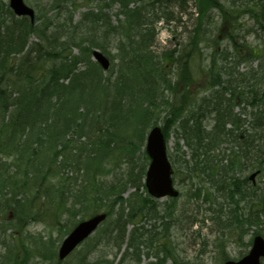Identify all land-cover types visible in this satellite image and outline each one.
I'll return each mask as SVG.
<instances>
[{
	"label": "trees",
	"instance_id": "1",
	"mask_svg": "<svg viewBox=\"0 0 264 264\" xmlns=\"http://www.w3.org/2000/svg\"><path fill=\"white\" fill-rule=\"evenodd\" d=\"M57 1L59 8L62 2L75 3L79 0ZM133 1L119 0L124 20L117 21L116 25H112L106 15H97L105 7L97 9L96 14L89 10L82 18L83 22L90 23L92 27L102 23L109 29L108 37L114 35L111 37L115 53L110 58L108 77L103 76L100 67L91 60L90 54L92 48L105 54L103 47L106 43L109 44L107 40L111 39L106 38L104 44L97 43L94 38L67 31V21L64 24L58 23L54 32L50 33L48 29L53 27L52 25L44 24L36 28L41 42L40 38L35 36L37 41L31 42V47L27 39L35 30L29 22L20 23L18 29L14 28L15 33L6 40L0 36V189L12 186L15 190L26 193L25 189L33 181L42 182L44 178V182L51 188L52 180L56 179L60 192L51 198V202L55 207L54 215L58 223L61 222L62 215L74 216L83 209L90 214L99 213L105 207L103 202H109L111 197L115 205L119 204L127 186H134L139 179H143L145 168H141L132 178L127 176L131 179V184L122 174L108 175L106 179L109 180H99V177L108 174L105 166L116 169L124 159L132 158L135 151L144 147L147 130L156 126L152 122L153 117L160 108L165 110L169 106L162 93H176L175 97L177 96L175 82L184 85L185 92L181 99L176 97L180 104H171L172 111L168 113L170 120L162 128L166 140L169 138L168 127L179 117L176 109L178 112L184 105L187 107L186 115L192 121L183 120L178 129L192 151L190 178L204 176L207 183L216 191L225 192V196L236 205L243 198L240 195L235 200L234 193H238L240 182L234 178L233 173L224 168H221L219 173H214L211 162H204L203 165L200 158L204 156L211 159L212 156L208 155L210 149L225 135L224 127L218 124L222 114H213L216 125L212 132L206 131L202 120L206 115H212V110L208 109L209 105L215 108L223 92L232 85L231 78L234 76H237L236 79L241 85L250 82L243 92L234 91L235 99L239 97L241 101H250L252 107L259 103L264 105V71L235 75L231 71L236 65L253 60H258L259 67L264 65V37L258 44H252L246 39L245 33L240 34L242 28L239 25L242 16L246 15L258 26L259 32L264 34V0H195L198 18L193 24V30L189 32L191 35L186 43H178L174 50L165 53L161 63L153 47L156 37L155 25L158 21H173L165 15L171 5L170 0H136L140 6L130 8ZM81 2L85 5L90 1ZM150 6L151 14L146 12ZM212 8L218 10L220 19L223 18L215 30L225 35L229 48L213 52L205 66L208 73L203 77L207 78L208 99H194L197 97L194 95L191 104L187 88L195 78L193 70L189 72V67L196 56L200 55L199 45L207 35L204 24L210 17L208 13ZM72 42H77L79 52L76 55H72ZM26 46V52L21 55L17 64L19 54ZM219 57L223 60L220 61ZM173 59L181 64L175 79L166 73L164 66L165 62L171 66ZM228 61L231 67L225 64ZM81 62H84L86 67L79 71ZM202 72H205L204 69ZM29 79L35 80L37 84L32 85ZM222 84H226V88L221 87ZM216 87L220 89H215ZM14 90H17V94L12 97ZM9 99L13 105L9 104ZM9 110H14L13 115L5 120ZM249 117L250 130L244 131V144L233 157L238 163L240 159L244 160L245 153L262 151L264 148V144H256L264 142V110H252ZM234 119L232 122L236 124V129H239V117ZM36 144L40 146L37 148ZM141 155L145 159L144 150H141ZM262 155L263 153L260 159ZM260 159L255 163L245 161L246 168H249L245 170L254 169L256 164H260ZM18 166L23 176L20 185H17L16 174L10 175V169ZM22 166L27 171L23 170ZM70 182L74 183V187L69 186ZM199 192L198 189L196 197H199ZM35 200V196L31 197L29 206L17 203L13 218H21V215H24L26 219L36 220L39 212L32 210ZM70 200L73 201L69 203ZM140 200L144 199L137 201ZM83 204L90 206L83 208ZM10 205L5 197H0V214ZM144 209H147V212H143ZM138 211L147 217L156 214V207L149 200L146 205L138 206ZM106 214L108 218L109 213ZM162 214L161 222L162 226H165L163 218L169 217L170 214L166 210ZM247 215L251 220H247V225H260L262 222L250 213ZM230 221L237 223L239 218L232 216ZM3 222L6 224L4 220ZM114 224L117 228L122 227L121 215L114 220ZM162 229L159 234L150 233L145 244L151 246L153 242L165 239L168 229ZM7 236L5 229H1L0 240H5ZM118 237L122 238L123 235L119 233ZM138 237L136 229L129 241L131 246ZM141 239L143 238L138 241ZM46 255L54 256V253L49 250ZM8 257L7 253L5 260ZM12 257L13 264L25 262L24 259L20 260L15 252ZM167 258H170V255L164 251L159 264H163ZM84 263H88L86 258L78 262ZM56 264L62 262L57 260Z\"/></svg>",
	"mask_w": 264,
	"mask_h": 264
},
{
	"label": "rangeland",
	"instance_id": "2",
	"mask_svg": "<svg viewBox=\"0 0 264 264\" xmlns=\"http://www.w3.org/2000/svg\"><path fill=\"white\" fill-rule=\"evenodd\" d=\"M1 1L4 6L5 4L8 5V0ZM88 1L90 2L85 5L81 0L75 3L70 1L62 2L58 8L59 2L57 0H24V2L32 7L37 14L35 24L32 25L35 31H33V34L27 39L30 43V47L32 45L31 42L37 40L35 37L38 36L36 28L44 24L52 25L53 27L50 26L48 29V33H50L54 32L58 23L64 24L67 21V25L65 26V30L67 31H75L76 33H81L83 37L94 38L97 43L104 44L106 38L111 39L107 40L109 44L106 43L105 47H103L105 56L110 60L115 50L112 49L113 37H108V27L104 26L102 23L92 27L90 23L83 22L82 18L89 10L95 13L100 7H105L103 10H100L97 15H106L110 19L111 24L116 25L117 21L124 20L122 7L119 4V0ZM194 5V1L193 3L185 2L182 8L179 6L173 8L172 16L175 20L177 18L180 19L179 22L169 21L165 23L164 21H158L156 23V37L153 47L156 56L160 57L159 62L162 61L165 53L176 48L178 42L182 40L183 44L186 43V38L189 32L193 30V24L198 18V14L194 12ZM137 6H140V3L134 0L129 7L134 8ZM3 8L4 14L2 25L0 26V36L6 40L8 36L15 33L14 28L18 29V25L22 22L11 15L5 7ZM228 11L230 12V10H226V12ZM146 12L151 13L148 8ZM209 14L210 17L206 24H204V30L207 35L203 43L199 45V50H201L200 55L196 56V59H199L197 61L195 59L189 67V72L193 70L195 78V83L193 82L187 88L188 92H190V98L188 99L191 101V104L193 103L194 95L197 96V98H207L209 94V90H206L208 89V83L206 82L207 78L203 77V75L208 73L205 66L208 64L213 52L229 48V41L226 39L225 35L215 30L217 24L221 23L223 18L220 19V14L215 8H212L208 15ZM228 19L229 18H227V21ZM209 22L210 25H208ZM239 25L242 28L240 34L242 35L245 33L247 35L246 39L252 44H258V41L264 37V34L259 32L258 26L246 15L242 16ZM254 32H256V34ZM71 46L72 55L78 54L77 42H72ZM93 49L95 48H92L91 52ZM161 52L164 53L161 54ZM36 55L38 56L37 53ZM20 57L21 54H19V59L16 61L17 64L20 61ZM221 60L223 59L220 58V61ZM166 63L167 62L164 63L166 73H168L172 79H175L176 72L181 64L176 63L174 59L172 60L171 66L166 65ZM225 64L231 67L230 61ZM85 67L86 64L81 62L78 67L79 71L83 70ZM258 67V60H253L250 63H240L232 68L231 71L235 75L236 73L241 74L249 70H255ZM202 69H204V73ZM101 72L103 76L108 77L110 69L106 72L101 69ZM236 77L237 76L231 78L232 85L224 93L226 100L234 97V91L238 90L243 92L246 90L245 87L248 86L246 83H242V86L240 82L237 81L238 79H236ZM176 83L177 82H175V86L178 89L176 97L181 99L185 92L183 91V87L185 86ZM221 87L226 88V84H222ZM215 89L220 88L216 87ZM16 94L17 90H14L12 97H15ZM175 95L176 93H168L165 91L162 93V97L165 98L169 106L166 107L165 110L160 108L152 119V122L161 128L166 126V123L170 120L168 113L172 111L171 104H180V101L176 99ZM9 104L13 105L10 99ZM185 108L187 107L183 105L180 110L178 109V112L176 109V114H178L179 117L175 123L168 127V157L174 169V187L179 191V197L176 200H171L170 198H162L159 200L152 199L144 189L143 179H139L136 185L127 186L119 204L115 205L113 203V197L109 199V202H103L105 207L101 209L100 212L109 213V217L98 228L97 232L81 244L70 257L62 261V264H78V262L84 258L88 261V263L84 264H159V261L162 260L161 257L164 251L167 252V255H170V258H167L163 264H223V262L228 259L234 260L239 258L249 250L248 243L253 233H262L264 237V202L262 204L260 200H240L236 205L225 197L224 192L216 191L207 183L204 176L190 178L189 170L192 167V151L187 146L186 141L182 138L181 131L178 129L179 124H181L184 119L188 118ZM234 110L235 112H239L240 107H236ZM13 112L14 110L12 112L9 110L5 115V120L9 119L13 115ZM247 112H249V109ZM241 114V118L244 120V126H249V113L246 114L247 118L244 112ZM212 119L213 113L211 116L206 115L205 118H203L202 123L204 128L210 129L212 127ZM232 128V126L225 127L226 130ZM223 140H230L234 142V144ZM34 143L35 142H33V147ZM39 146V144H36L35 147L38 148ZM237 146V141L232 140L230 136L221 137L212 152L208 153L209 156H212L211 159L200 156L202 164L204 162H208V164L211 162L215 170L218 169V167H222L223 164L234 157V154H237ZM141 150H144V147L140 148L139 151H135L132 158L124 159L116 169L105 166V170L107 169L109 172L108 174L100 176L99 180H105L108 175L115 176L122 174L131 184L132 181L127 176L130 175L132 178L139 173L141 168H145L146 171L148 166V158L145 155V159H143ZM8 163H10L9 160ZM35 164H37V162H35ZM21 168H23V166ZM241 169L244 170L243 173H233V171L230 173L234 174L235 179L248 177L249 170H245L246 168H243V166ZM23 170L27 171L25 167ZM20 172V166L10 169V175L16 174L17 185H20L19 182L23 181V176ZM32 172L34 174L35 170ZM70 175L69 173V176ZM106 180H109V178ZM263 183L264 173L256 179L257 186L255 191H257V193H260V189L264 191ZM52 184L51 188L48 187L44 182V178H42V182L40 180L31 182L29 187L25 189L26 193H22L18 189L15 190L12 186H6L0 189V197H5L11 204L0 214V230L5 229L8 235L5 240H0V264H13V252L18 255L20 260H25L24 264H56L58 260L56 255L57 249L70 229L78 221L93 215L83 209L82 212L74 216H69L68 214L62 215L60 219L61 222L58 223L54 215L55 207L51 202V198L56 197L60 190L56 179L52 180ZM69 186L71 188L74 187V183L70 182ZM198 189L200 190L199 197H196L195 194ZM64 194H67V192H64ZM33 196H35L37 200L33 202L32 210L39 212L36 220L26 219L24 215H21V218H13L15 205L20 203L29 206L31 204V197ZM138 199L144 200L137 201ZM149 200L155 205L156 214L144 217L139 213L138 206L143 204L146 205ZM72 201L73 200H70L69 203ZM84 206L89 208L90 205L83 204V208ZM245 209L252 216L258 217L259 220L262 221L260 225H256L257 227L254 225H246L249 219L248 215H242ZM164 210L168 211L170 216H164L163 222L165 226H162L161 215H163L162 213ZM143 212H147V209H144ZM120 215L122 216L123 224L121 228H117L114 224V220ZM232 216L239 218V221L243 223V225L241 224L242 228H238L240 225H232L230 221ZM65 219H67V221H64ZM70 225L71 227L67 229ZM162 227L168 229V234L166 231L165 235L166 238L161 242H153L151 246L145 244V241L149 239L150 233L159 234L163 231ZM136 229L139 237L131 246L129 241L131 240L132 232ZM119 233L123 235L122 238L118 237ZM9 234L11 235L9 236ZM139 238L143 239L138 241ZM49 250L54 253V256L46 255ZM88 250H91L90 253H87ZM7 253L9 257L5 260Z\"/></svg>",
	"mask_w": 264,
	"mask_h": 264
},
{
	"label": "water",
	"instance_id": "3",
	"mask_svg": "<svg viewBox=\"0 0 264 264\" xmlns=\"http://www.w3.org/2000/svg\"><path fill=\"white\" fill-rule=\"evenodd\" d=\"M10 7L18 16H29L31 22L34 20L32 9L24 5L22 0H10ZM94 60L108 69L109 61L100 52L94 50ZM145 151L150 159L145 174V186L150 196L163 198L166 196L176 198L178 191L172 185V169L167 159L166 142L160 127L156 126L149 130L146 138ZM255 174L250 176L253 179ZM106 219V214H96L78 223L72 231L64 238L58 250V258H66L81 242L89 237L97 227ZM264 257V239L257 236L252 241L249 253L238 261H226L224 264H260V258Z\"/></svg>",
	"mask_w": 264,
	"mask_h": 264
},
{
	"label": "bare ground",
	"instance_id": "4",
	"mask_svg": "<svg viewBox=\"0 0 264 264\" xmlns=\"http://www.w3.org/2000/svg\"><path fill=\"white\" fill-rule=\"evenodd\" d=\"M193 1H195V0H180V1L170 0V4L171 5L169 6L168 12H166L165 15L170 20L178 21L179 22L180 19L177 18L175 20V18L172 16L173 8L176 7V6H179V7L182 8L184 6V3L185 2L186 3H189V2L193 3ZM248 1L250 2V1H254V0H248ZM148 9H150V12L152 11V7L151 6L148 7ZM194 9H195L194 10L195 14H198L197 9H196V5H194ZM190 35H191V33L188 34V36L186 38V41L188 40V37ZM111 36H114V35L112 34ZM75 41H77V39H75ZM260 41H258V42H260ZM178 43H183V41L181 40ZM25 52L26 51L23 50V51H21L20 54L23 55V54H25ZM162 53H164V52H161V54ZM94 62L104 72L108 71L111 68V66H109L108 69L105 70L96 61H94ZM260 71H264V65L258 67L255 70H249L248 72L249 73H251V72L257 73V72H260ZM29 80H30V83L32 85H36L37 84V82L35 80H33V79H29ZM249 84H250V82L248 83V85ZM224 93L225 92H223V95H222L221 99L216 102L215 108L213 109V105H209L208 109L209 110H212L211 112L213 114H217V113L218 114H220V113L222 114V116L218 119V124L219 125H222L224 127L223 129H224L225 135H223V136L224 137L230 136L232 140L237 141V145L238 146H237V149L236 150L239 151V149H241L242 145L244 144L243 143V141H244V131L247 130V129L250 130V126H251V120H250V125L249 126H244V120L241 118V115H242L241 113L244 112L245 113L244 115L247 118V115L246 114L247 113H250L252 110H256V109L264 110V105L259 103V104H256L254 107H252V105L250 104V101L245 102V101H241L239 98L238 99H235L234 97H231V98H229V99L226 100L225 97H224ZM194 99H199V98L195 97ZM236 107H240V111L239 112H235L234 109ZM248 109H249V112H247ZM235 117H239V129H236V124H233V122H232V120H235L234 119ZM212 120H213V125H212V127L210 129H206L207 132H212L211 130L213 128H215L216 122H215L214 119H212ZM184 121L185 122H191L192 120L189 119V118H186V119H184ZM226 126H232L233 128L230 129V130H226L225 129ZM219 139L217 140V142L219 141ZM223 141H229V142H231L230 140H223ZM241 143H243V144H241ZM231 144H234V142H231ZM256 144H259L260 145V144H264V142H256ZM214 148H215V145H214L213 148L210 149L209 152H212V150ZM256 150H258L257 147H256ZM262 153H263V155H262V157L260 159V156H261ZM243 158H244V160L243 159H240V163L235 162L233 160V158H232L227 163L223 164L222 167H218V169H216V170L213 168L212 164L210 166L213 169V172L214 173H217V172L219 173V171H220L221 168L228 169L229 172L233 171V173H236V172L243 173L244 170L241 169V167L243 166V168H246L245 161L246 162H250V163L251 162L252 163H255L256 161H258L260 159V164H256L255 167H254V169H251L253 171V174H255V176H254L253 179H251L250 176L245 177L243 179L237 178V180H239L240 184L238 186V193H234V194H235V200L238 199V196L242 195L243 198L241 200H246V201L261 200L262 201L261 203L263 204V202H264V191H263V189H260V193H257V191H255V188L257 186L256 185V179L258 177H260L262 175V173H264V170H263V166H264V148H263L262 151H255V150H253V151L247 152V153H245L243 155ZM246 169H249V168H246ZM263 185H264V183H263ZM253 194H255V196H253ZM248 213L249 212L245 209V210H243L242 215L247 216ZM241 224L243 225V223L242 222H239V221L237 223H236V221L232 222V225L233 226L240 225V227H238L239 229L242 228ZM251 225L256 226L255 224H251ZM257 236L263 237L262 236V233H253L252 234V237H251V239L249 240V243H248L249 248H250V244H251L252 240L255 237H257Z\"/></svg>",
	"mask_w": 264,
	"mask_h": 264
}]
</instances>
